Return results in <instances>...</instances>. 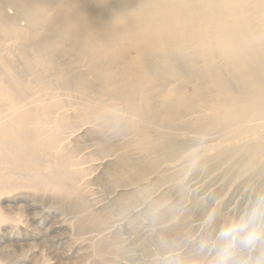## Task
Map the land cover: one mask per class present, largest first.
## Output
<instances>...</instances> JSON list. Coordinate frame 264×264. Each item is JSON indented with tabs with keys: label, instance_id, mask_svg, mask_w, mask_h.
Wrapping results in <instances>:
<instances>
[{
	"label": "rangeland",
	"instance_id": "rangeland-1",
	"mask_svg": "<svg viewBox=\"0 0 264 264\" xmlns=\"http://www.w3.org/2000/svg\"><path fill=\"white\" fill-rule=\"evenodd\" d=\"M45 1L48 8L60 7L58 0ZM1 6L5 16L17 15L20 31L27 28L26 14L3 0ZM83 8L90 12L87 4ZM48 25L40 31L50 43L38 47L39 53L57 61L67 87L52 73L42 87L34 78L44 70L33 52L37 48H26L24 55L23 44L10 37L12 30L0 26V75L3 62L11 61L31 89L18 95L21 104L39 101L37 108L54 102L48 123L36 116L39 108L27 126L26 119L20 123L58 139L50 153L36 152L31 159L12 145L0 146V264H224L225 248L226 264H264V96L223 128L206 126L196 121L207 123L214 112L205 109L192 85L173 78L157 92L141 88L136 97L176 89L192 103L190 115L168 121L131 115L120 100L108 99L114 87L99 93L94 78L101 68L114 72L123 63L106 66L95 60L91 69L88 62H77L59 23ZM53 43L66 55H59ZM78 83L86 84L85 93ZM85 101L94 110L105 104V112L86 108ZM21 104L4 105L0 115L20 111ZM49 154L69 166L54 167ZM228 227L237 228L231 239L221 236ZM252 231L257 237L247 242Z\"/></svg>",
	"mask_w": 264,
	"mask_h": 264
},
{
	"label": "bare ground",
	"instance_id": "bare-ground-1",
	"mask_svg": "<svg viewBox=\"0 0 264 264\" xmlns=\"http://www.w3.org/2000/svg\"><path fill=\"white\" fill-rule=\"evenodd\" d=\"M58 1L60 7L53 9L48 8L45 0H3L8 8H17H12L17 14L22 15L19 12L22 11L27 15L24 17H28V26L24 31L15 23L17 15L5 16L6 9L0 7L3 12H0V26L12 30L10 37L16 39L18 45L23 44L24 47L20 46L23 54L37 48L33 52L42 60L44 70L34 74V78L42 87L46 86L45 77L50 73L59 78L63 87L68 86L69 80L64 79V71L57 67V61L39 53L42 45L50 43L40 26L59 23L63 39L74 48L77 62H88L91 69L96 68L95 60L106 66L123 63L125 67L114 72L101 68L94 72V78L100 82L99 93L104 88L114 87L106 94L108 99L120 100L131 115L147 113L165 121L190 115L192 103L180 98L176 89L171 93L159 91L156 96L143 93L136 97L141 88L157 92L173 78L181 85H192L203 105H207L205 109L214 112L209 122L196 121L206 126L215 124L223 128L225 122L259 105L257 96H264V0ZM86 4L90 12L83 8ZM46 12L54 14L44 18L42 15ZM98 22L104 27H97ZM53 44L59 55H66L64 47ZM23 61L26 66L32 63L28 58ZM3 67L0 114L3 107L13 102L21 104L23 100L18 95H27L31 90L23 81V72H15L11 61H4ZM80 86L81 93H85L86 84ZM238 96H244L245 100H239ZM153 97L159 101L153 102ZM33 101L29 107L21 104L20 111L0 115V146L12 145L22 157L30 159L36 152L50 153L58 143L57 137L44 138L39 130L27 131L20 123V119H26L27 126L34 117V109L39 108L36 116L45 123L55 113H52L53 101L41 108H35L39 101ZM242 103L248 105L238 108ZM104 105L94 110V105L87 102L85 107L104 113ZM61 119L59 115L57 122ZM57 157L49 156L54 167L69 166L67 160ZM27 164L34 168L33 164Z\"/></svg>",
	"mask_w": 264,
	"mask_h": 264
},
{
	"label": "clouds",
	"instance_id": "clouds-1",
	"mask_svg": "<svg viewBox=\"0 0 264 264\" xmlns=\"http://www.w3.org/2000/svg\"><path fill=\"white\" fill-rule=\"evenodd\" d=\"M236 231H237L236 227H228L221 233V236L224 237L225 239H231L233 236V233ZM256 237H257V233L255 231L249 232L246 237V241L251 242L255 240ZM229 254H230L229 249L225 248L222 252V260L224 261V264H226Z\"/></svg>",
	"mask_w": 264,
	"mask_h": 264
}]
</instances>
